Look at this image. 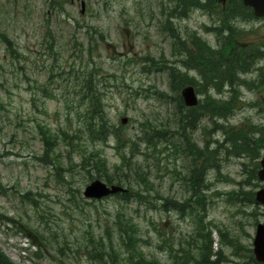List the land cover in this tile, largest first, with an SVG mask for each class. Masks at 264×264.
<instances>
[{"label": "rangeland", "instance_id": "obj_1", "mask_svg": "<svg viewBox=\"0 0 264 264\" xmlns=\"http://www.w3.org/2000/svg\"><path fill=\"white\" fill-rule=\"evenodd\" d=\"M83 1L84 9L80 12L79 0H60L63 8L57 0H0V30L8 34L17 51L12 56L0 41V179L7 187L0 194V215L13 221L0 223V250L15 264H93L87 251L90 246L85 247L86 243L89 245L86 231L95 237L105 236L106 225L120 210L138 221L145 239L146 257L154 255L161 264H170L165 245L168 240L175 245L180 241L190 242L186 246L195 249L190 217L161 207L150 210L144 205L118 201L115 196L86 199L82 191L94 178L84 179L83 171H78L76 151L94 145L84 140L80 132L76 134L82 137H74L71 143L59 136L62 130L71 131L79 124L78 112L85 105L80 101V77L87 65L96 64L101 75L96 77L102 81L111 123L120 125V118L127 117L122 130L132 134L144 118H154L159 124L169 126L165 128L166 137L176 147L180 144L173 100L167 104L153 94L155 91L169 93L167 75L164 71L143 70L145 57L170 56L169 41L159 32L160 0ZM209 20L204 12L193 10L188 17L176 20V25L182 31L195 29L213 43L214 37L202 31L203 24H209ZM251 26L254 32L246 33L244 40L264 41V22L256 20L246 24ZM92 28L101 31L103 39L89 50L87 41L98 39ZM50 72L52 81H47ZM242 96L255 107L241 106L230 122L240 124L245 118L262 120L257 111L264 115V89L250 92L243 88ZM203 125L208 127L205 117L197 127L188 129L199 145ZM38 126L58 135L54 153L65 168L58 174L50 163L39 158L43 156L45 144ZM212 137L217 138L218 134ZM97 148L104 150L110 166L118 161L112 140ZM161 148L154 167L152 159L148 160L154 187L163 197L181 201L188 195L187 160L178 153L165 157L172 149L171 143ZM240 161L236 157L222 159L220 173L208 172L206 220L222 231L238 235L243 244L251 247L255 223H264V207L251 214L250 206L226 199L227 191L236 187L229 178L241 177ZM69 164L73 166L71 170ZM25 192L35 198L36 205L21 199L20 194ZM25 222L38 229L43 238L33 232H29L30 238L26 236V226H21ZM211 236L212 251L221 248L226 253L223 257L226 260L221 264H233L237 257L231 255L233 248L220 241L217 228ZM31 239L37 240L38 245H33ZM247 264L261 263L248 261Z\"/></svg>", "mask_w": 264, "mask_h": 264}, {"label": "trees", "instance_id": "obj_2", "mask_svg": "<svg viewBox=\"0 0 264 264\" xmlns=\"http://www.w3.org/2000/svg\"><path fill=\"white\" fill-rule=\"evenodd\" d=\"M59 2L60 0H57L63 8V3ZM159 8V32L169 41L170 56L145 57L143 61L146 65L143 70L166 73L170 95L164 91H155L153 94L167 104L173 100V114L181 137L180 144L176 147L175 142L166 137L165 128L169 126L159 124L154 118H144L132 134L123 131L122 125L111 123L107 117L102 81L96 77L100 75V67L96 64L91 67L87 65L80 77V101L85 105L83 110L78 112L79 124L71 131L62 130L59 136L62 141L71 143L74 137L83 135L84 140L94 145L93 148L84 147L76 151L79 164L75 166H78V171H83L84 179L99 177L107 183L125 186L126 192L114 195L118 201L144 205L150 210L160 207L163 210H175L180 215L190 217L194 225L195 235L192 240H195V249L186 246L190 242L180 241L175 245L168 240L165 245L170 264H221L223 259L226 260L223 258L226 253L224 254L222 249L212 251L211 233L216 225L211 220H206L208 202L204 197L205 188L200 186L199 179L203 178V173L207 170L219 172L221 159L227 158L228 155L248 157L250 161L242 163V178L235 181L238 187L229 190L226 199L231 203L250 206L251 214L261 209L254 198V187L258 185L257 159L264 150V123L246 118L245 125H237L228 123L227 120L242 104H252L234 89L236 84L244 82L250 86L264 85V65L255 67L257 61L264 60V47L260 46L264 42H247L244 40L245 34L254 32V27H238L240 23L264 20V17H255L252 9L244 5L242 0H225L224 3L219 0H160ZM192 10H200L209 16L210 23L203 24V29L214 37L213 43L201 37L195 29L184 28L182 31L176 25V20L188 17ZM92 29L97 32L98 39L87 41L89 50L99 45L103 39L101 31ZM0 41L7 53L12 56L17 53L13 41L2 29ZM191 70L194 74L190 76L188 72ZM252 70L258 73L256 81H246L239 76ZM52 77L53 73L50 72L46 80L52 81ZM187 84L193 85L196 92L202 95L198 104L189 108L183 104L179 94L181 88ZM224 85L233 90L226 93L222 89ZM42 89L45 90V86ZM202 117L208 121V127L203 125L202 129L210 138L204 142L203 147H199L191 138L188 129L197 127ZM38 127L45 144L43 156L39 158L50 163L58 174L59 171L65 170L54 153L58 135L50 129ZM79 132L82 135L76 134ZM215 134H218L217 138L212 137ZM110 140L114 142V152L118 156V161L111 166L104 150L97 148ZM168 143H171L172 149L165 157L178 153L188 161L190 169L186 179L189 193L183 201L164 197L165 202L160 204L162 195L154 187V178L150 172L152 167L148 160L152 159L154 167L162 153V145ZM69 165L68 169L71 170L73 166ZM6 188L0 179V194H4ZM20 196L22 200L36 205L35 198L29 197L28 192ZM167 202H171V205H167ZM0 218V223L13 222L2 215ZM23 224L21 226H26V236L30 238V233L33 232L35 236L43 238L38 229L26 222ZM217 231L220 241L230 249L233 248L231 255L240 258L234 259L233 264L255 262L250 246L244 245L238 235H231L218 227ZM104 232L105 236L95 237L89 230L86 231L85 238L89 245L86 243L85 247L90 246L87 251L93 264H161L154 255L146 257L143 250L145 239L142 237L140 225L130 213L117 210ZM165 240L166 238H163V241ZM30 242L38 245L37 240L31 239ZM243 257L245 259H242ZM0 264L15 263L0 250Z\"/></svg>", "mask_w": 264, "mask_h": 264}, {"label": "water", "instance_id": "obj_3", "mask_svg": "<svg viewBox=\"0 0 264 264\" xmlns=\"http://www.w3.org/2000/svg\"><path fill=\"white\" fill-rule=\"evenodd\" d=\"M225 2V0H220ZM244 5L252 8L253 14L258 17L264 16V0H242ZM81 11H83L84 2L81 1ZM182 100L186 106H194L198 103V95L192 85L184 86L180 91ZM127 118H121V122L125 123ZM261 168L257 174L260 180L264 181V156L260 160ZM126 189L120 185L106 184L100 179H94L88 183L83 195L88 198H101L103 196L123 192ZM255 199L257 202L264 205V187L259 188L255 192ZM253 254L257 261L264 262V224L258 222L255 226V233L253 237Z\"/></svg>", "mask_w": 264, "mask_h": 264}, {"label": "flooded vegetation", "instance_id": "obj_4", "mask_svg": "<svg viewBox=\"0 0 264 264\" xmlns=\"http://www.w3.org/2000/svg\"><path fill=\"white\" fill-rule=\"evenodd\" d=\"M260 63H262L261 61H259ZM246 74H248V75H250L249 77L247 76H245ZM257 72L256 71H250V72H243V74L242 75H240L243 79H245V80H249V81H256V79H257ZM258 85V87H256V88H253V87H250V86H248L246 83H243L242 85L239 83V84H236V86H235V90H237V91H240V90H243V88H245L246 90H248V91H250V92H256V91H263V89H264V85H259V84H257ZM223 89V91H225L226 93H229L230 92V90H233V88H231V87H229V86H225L224 85V87L222 88ZM207 176V175H206ZM203 178H201V179H199V184H200V186H204V188L206 189L207 187H208V183H206L205 182V176H204V173H203V176H202ZM260 185H262V186H264V182H260ZM205 189H204V191L203 192H205ZM204 197H205V195H204ZM192 201L194 202V200L192 199Z\"/></svg>", "mask_w": 264, "mask_h": 264}, {"label": "bare ground", "instance_id": "obj_5", "mask_svg": "<svg viewBox=\"0 0 264 264\" xmlns=\"http://www.w3.org/2000/svg\"><path fill=\"white\" fill-rule=\"evenodd\" d=\"M231 141V140H230ZM230 143H228V145H229ZM229 154V153H228Z\"/></svg>", "mask_w": 264, "mask_h": 264}]
</instances>
